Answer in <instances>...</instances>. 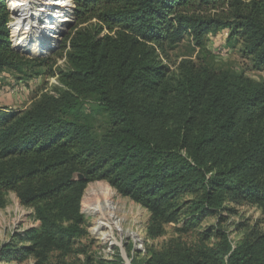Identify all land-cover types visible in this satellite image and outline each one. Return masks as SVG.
Segmentation results:
<instances>
[{
    "label": "trees",
    "instance_id": "obj_1",
    "mask_svg": "<svg viewBox=\"0 0 264 264\" xmlns=\"http://www.w3.org/2000/svg\"><path fill=\"white\" fill-rule=\"evenodd\" d=\"M72 2L60 68L11 48L0 0V72L44 68L61 84L25 108L0 106V209L13 192L39 221L27 243H7L1 254L56 264L54 252L76 253L88 227L82 196L98 180L147 209L150 239L169 224L187 233L229 201L264 216V80L200 57L207 35L223 29L264 70V0ZM186 38L197 57L171 69L168 52ZM88 101L108 117L100 135L84 111ZM202 235L217 240L171 242L132 264H264V230L252 228L235 245L217 227ZM81 264L125 263L86 255Z\"/></svg>",
    "mask_w": 264,
    "mask_h": 264
},
{
    "label": "rangeland",
    "instance_id": "obj_2",
    "mask_svg": "<svg viewBox=\"0 0 264 264\" xmlns=\"http://www.w3.org/2000/svg\"><path fill=\"white\" fill-rule=\"evenodd\" d=\"M69 25H71V22L66 24L60 43L68 31ZM14 48L17 47L14 46ZM218 48H222L225 51L223 56L216 53ZM197 51L198 49L186 38L168 52V61L171 69L182 58L192 57L195 59ZM20 53L23 52L20 51ZM29 56L49 58L50 61L51 59L54 61L53 67H66L64 57L60 56V47L49 54H30ZM200 57L216 69L244 72L255 80H264V70L252 68L251 62L242 57L240 45L234 40L229 42L228 37L223 35V29L207 35L205 48L200 52ZM39 70L41 71L40 75H26L23 72L15 71L0 72V106L10 109L25 108L45 89L61 85L57 72L54 75H50L44 68ZM15 84L21 85L23 90L16 92L15 95L10 94L9 88H12ZM84 111L87 113L95 133L97 135L103 133L108 122L107 115L93 101H88L85 104ZM90 185L106 191L114 200L120 230L115 231L114 240H103L94 231L97 224V216L89 213V208L93 204L90 197L85 196L86 189ZM81 211L88 223L87 235L75 242L74 249L77 251L76 253L63 257L58 252H54L51 256L52 263L60 264L57 261L64 260L66 264H81L86 255L94 259L110 260L117 255L120 256L123 251L126 259L131 260L132 264V260H140L146 257L148 250L160 249L171 242L180 241L187 245L200 244L201 242L212 244L217 240L215 237L210 240H202V232L206 228L217 227L221 229L232 245H235L252 228L264 230V216L256 206L245 202L236 203L229 201L226 202L225 209L220 214L206 217L202 224L187 233L180 234L176 231L174 225L169 224L166 225L165 231L160 237L150 239L146 233L150 216L147 209L130 198L120 195L106 181L102 180L90 182L86 186L82 196ZM38 226L39 221L34 218L33 209L23 205L15 193L9 192L5 207L0 209V249L7 243L11 244L12 249L24 245L27 243L25 241L26 232L36 229ZM14 251L12 250L11 252ZM0 264H36V262L33 258L19 260L13 255L11 258H7L0 252Z\"/></svg>",
    "mask_w": 264,
    "mask_h": 264
},
{
    "label": "built area",
    "instance_id": "obj_3",
    "mask_svg": "<svg viewBox=\"0 0 264 264\" xmlns=\"http://www.w3.org/2000/svg\"><path fill=\"white\" fill-rule=\"evenodd\" d=\"M8 11V40L11 47H14V37L16 33L23 29L29 30L39 35L38 44L41 39H47L44 43L45 51L40 54L55 52L60 47V38L64 32L66 24L73 23L74 10L72 0H3ZM15 2V3H12ZM70 26V25H69ZM66 34V33H65ZM223 35L228 36V32L223 31ZM216 53L220 56L225 54L222 48H218ZM23 90L21 85L15 84L9 88V92L15 94Z\"/></svg>",
    "mask_w": 264,
    "mask_h": 264
},
{
    "label": "bare ground",
    "instance_id": "obj_4",
    "mask_svg": "<svg viewBox=\"0 0 264 264\" xmlns=\"http://www.w3.org/2000/svg\"><path fill=\"white\" fill-rule=\"evenodd\" d=\"M27 1L28 3H31L33 0ZM56 3L62 2L59 0ZM38 38L39 35H36L29 30L23 29L22 31L16 33V36L14 37V46L23 51L40 54L45 51L43 44L48 43V40L41 39V45H39ZM86 195L90 197V200L93 204L89 208V213L97 216V224L94 228L95 233L101 236L103 240H114L115 231L117 232L120 230L113 198L106 191L99 190L93 185L88 186L85 196Z\"/></svg>",
    "mask_w": 264,
    "mask_h": 264
},
{
    "label": "water",
    "instance_id": "obj_5",
    "mask_svg": "<svg viewBox=\"0 0 264 264\" xmlns=\"http://www.w3.org/2000/svg\"><path fill=\"white\" fill-rule=\"evenodd\" d=\"M12 49H13L14 51H16V52H19V53H20V51H21V52H23V53H25V54H28V56H29L30 54H32V55L34 54V53H30V52H28V51L20 50L19 48H14V47H13ZM23 53H22V54H23ZM25 54H24V55H25ZM120 256H121V258L123 259V261H124L125 264H131V260H127V259H126L125 254L123 253V251H122V254H121Z\"/></svg>",
    "mask_w": 264,
    "mask_h": 264
},
{
    "label": "crops",
    "instance_id": "obj_6",
    "mask_svg": "<svg viewBox=\"0 0 264 264\" xmlns=\"http://www.w3.org/2000/svg\"><path fill=\"white\" fill-rule=\"evenodd\" d=\"M10 94H13V93H10ZM15 95V94H14Z\"/></svg>",
    "mask_w": 264,
    "mask_h": 264
}]
</instances>
